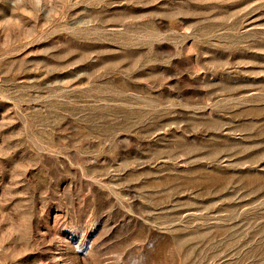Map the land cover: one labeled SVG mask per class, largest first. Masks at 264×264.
<instances>
[{
  "label": "rangeland",
  "instance_id": "1",
  "mask_svg": "<svg viewBox=\"0 0 264 264\" xmlns=\"http://www.w3.org/2000/svg\"><path fill=\"white\" fill-rule=\"evenodd\" d=\"M0 264H264V0H0Z\"/></svg>",
  "mask_w": 264,
  "mask_h": 264
}]
</instances>
